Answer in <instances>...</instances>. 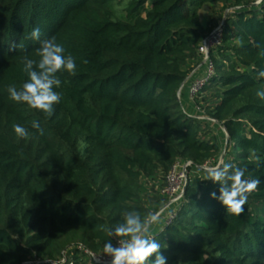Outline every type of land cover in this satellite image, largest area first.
<instances>
[{
    "label": "trees",
    "instance_id": "16d2710c",
    "mask_svg": "<svg viewBox=\"0 0 264 264\" xmlns=\"http://www.w3.org/2000/svg\"><path fill=\"white\" fill-rule=\"evenodd\" d=\"M36 27L77 65L57 73L49 118L8 92L29 79L24 58L39 59ZM217 28L214 75L192 96ZM261 70L264 0H0V264H98L125 210L158 213L148 235L168 264H264ZM226 147L224 162L261 180L241 215L210 198L220 185L204 179ZM177 164L190 166L172 204Z\"/></svg>",
    "mask_w": 264,
    "mask_h": 264
},
{
    "label": "clouds",
    "instance_id": "9594fccd",
    "mask_svg": "<svg viewBox=\"0 0 264 264\" xmlns=\"http://www.w3.org/2000/svg\"><path fill=\"white\" fill-rule=\"evenodd\" d=\"M30 38L39 41L37 49L38 60L27 56L23 60V71L27 73L28 80L18 90L16 86H9L10 98L17 103H24L31 109H36L51 117L55 105L61 101V94L55 89L61 86L57 73L67 71L75 74L76 61L71 54H65L63 45L57 43L56 38L41 39V30L36 27L30 33ZM258 78H264V70L258 73ZM264 101V90L256 93ZM32 128L43 134L39 123L34 121ZM13 129L17 137L27 139L29 131L19 124ZM206 177L215 184H219V195L210 193V198L218 200L228 213L241 215L247 203L248 196L258 188L259 178H246L247 169L231 162L221 160L214 167L205 169ZM122 222L107 229V235L116 239V246L112 239L105 241L103 254L111 257V264H168L167 257L162 253V243L148 235L149 226L158 219V213H148L145 218L136 211H122Z\"/></svg>",
    "mask_w": 264,
    "mask_h": 264
},
{
    "label": "built area",
    "instance_id": "2783aa9c",
    "mask_svg": "<svg viewBox=\"0 0 264 264\" xmlns=\"http://www.w3.org/2000/svg\"><path fill=\"white\" fill-rule=\"evenodd\" d=\"M221 29L219 28L218 30H215L213 34L204 42V44L201 46L199 52L204 58V65L207 66V73L205 75L196 80L191 88V95L195 96L198 94L209 82V80L213 77L214 75V64L210 59V50L214 48L215 46H218L221 44ZM190 166H183L182 164H177L174 166L171 174L168 177V187L166 190V193L170 196V198H173L172 204L177 203L183 196L184 194V188L187 184V167ZM179 178V185L175 187L176 184V177L177 174ZM174 215L170 217V221L174 219ZM94 261L98 264H111V257L104 255V256H94Z\"/></svg>",
    "mask_w": 264,
    "mask_h": 264
},
{
    "label": "rangeland",
    "instance_id": "374dc122",
    "mask_svg": "<svg viewBox=\"0 0 264 264\" xmlns=\"http://www.w3.org/2000/svg\"><path fill=\"white\" fill-rule=\"evenodd\" d=\"M261 1V0H260ZM202 22L204 25H212V19L214 18V9H212L211 7L209 6H206L202 9ZM211 22V23H210ZM219 28H217L216 30H218ZM205 64V63H204ZM200 69V68H199ZM198 69V70H199ZM197 70V71H198ZM207 73V66L205 65L203 67V71L202 73ZM178 175L179 173L177 174V177H176V184H175V187H177L179 185V178H178ZM173 200V198H171Z\"/></svg>",
    "mask_w": 264,
    "mask_h": 264
},
{
    "label": "water",
    "instance_id": "95a60500",
    "mask_svg": "<svg viewBox=\"0 0 264 264\" xmlns=\"http://www.w3.org/2000/svg\"><path fill=\"white\" fill-rule=\"evenodd\" d=\"M227 146H228V142H227ZM226 150H227V147H226V149H225V151H224V154H223V156H222V158H221V160H223V161H224V159H225Z\"/></svg>",
    "mask_w": 264,
    "mask_h": 264
},
{
    "label": "crops",
    "instance_id": "0c3cea01",
    "mask_svg": "<svg viewBox=\"0 0 264 264\" xmlns=\"http://www.w3.org/2000/svg\"><path fill=\"white\" fill-rule=\"evenodd\" d=\"M204 75H205V72L201 73L198 78L203 77Z\"/></svg>",
    "mask_w": 264,
    "mask_h": 264
}]
</instances>
